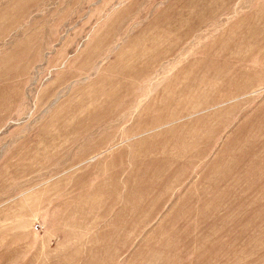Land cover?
Instances as JSON below:
<instances>
[{"label":"rangeland","instance_id":"rangeland-1","mask_svg":"<svg viewBox=\"0 0 264 264\" xmlns=\"http://www.w3.org/2000/svg\"><path fill=\"white\" fill-rule=\"evenodd\" d=\"M0 264H264V0H0Z\"/></svg>","mask_w":264,"mask_h":264}]
</instances>
